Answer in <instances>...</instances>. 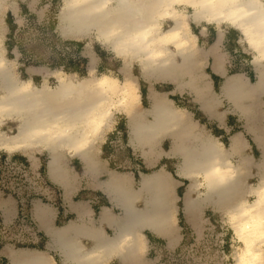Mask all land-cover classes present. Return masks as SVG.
Segmentation results:
<instances>
[{
  "label": "bare ground",
  "instance_id": "bare-ground-1",
  "mask_svg": "<svg viewBox=\"0 0 264 264\" xmlns=\"http://www.w3.org/2000/svg\"><path fill=\"white\" fill-rule=\"evenodd\" d=\"M6 3L0 0V18ZM183 4L193 9L191 15L196 21L229 23L245 34L255 52L254 81L236 72L228 75L220 91L206 97L210 84L201 71L205 56L188 14L179 8ZM57 18L63 36L78 38L95 33L96 39L122 59L124 77L95 75L96 55L88 49L90 76L76 80L60 76L55 87L46 81L36 85L14 73L0 38V149L10 154L23 152L30 158L46 152L49 175L56 179L63 176L59 169L63 151L92 160L93 147L103 139L114 115L124 112L128 141L144 155L154 150L160 135L172 138L171 152L182 158L180 171L194 175L184 197L187 214L193 215L207 205L222 210L241 242L234 252L236 264H264L263 111L258 102L264 92V0H62ZM163 20L171 24L163 28ZM133 62L147 81L172 79L176 86L193 90L205 110L215 99L226 98L244 115L248 130L263 151L257 164L258 181L246 185L245 157L235 162L230 159L243 147L238 132L231 136L228 146L211 134L197 133L189 112L153 87L148 92L150 105L142 108L138 84L131 73ZM218 65L214 60L213 68ZM10 121L16 124L13 133L3 130ZM116 175L111 173L108 185L122 208L121 222L113 234L94 231V235L103 242L104 250L119 244L123 261L135 264L140 261V227L158 232L171 229L174 206L170 181L164 172L153 171L143 174L139 187L134 188L125 177ZM136 192L146 194L142 208L133 205ZM80 230L87 228L81 226ZM20 251L19 264H45L41 254ZM78 256V264L100 263L94 254Z\"/></svg>",
  "mask_w": 264,
  "mask_h": 264
},
{
  "label": "crops",
  "instance_id": "crops-1",
  "mask_svg": "<svg viewBox=\"0 0 264 264\" xmlns=\"http://www.w3.org/2000/svg\"><path fill=\"white\" fill-rule=\"evenodd\" d=\"M26 8L28 15L37 12L28 5ZM192 23L198 24L195 21ZM195 34L197 43L201 41L208 45V50L206 52L204 50L202 53L206 59H203L204 73L207 74L206 79L210 84V91L206 97H211L212 93L220 91L222 84L230 74L240 72L248 80H255L257 73L254 62L255 52L239 28L229 23L228 25L224 23L216 25L207 22ZM219 35H221L220 38ZM218 39L219 41H217ZM107 49L105 48V50ZM242 54H250L249 60ZM82 56L87 57L82 53V49H79L77 57ZM216 59L219 62L217 69L213 68V62ZM84 63H80L82 67L75 66L72 71H79L83 68L87 72L89 70L88 61L85 60ZM99 64L100 62L94 66L95 69L100 67ZM31 78L33 77L31 76ZM142 81L146 84L145 88H141V83L136 80L142 108L150 105L148 96L150 87L165 93L177 106H180L176 102L182 100L180 98L191 97L195 102V108L189 109L185 104L180 107L189 112V116L194 120L193 130L203 135L211 134L225 146L229 145L231 136L238 132L243 138V147L232 154L230 159L235 162L245 157L243 161L246 163L244 167L246 176H250L249 170H257L259 176L257 164H260V158L263 155L261 146L255 141L247 126L245 130L239 128L237 113L225 114L220 111L222 100L226 98L219 101L215 99L213 105L205 110L193 90L188 87L176 86L172 79L153 82L142 78ZM142 98L148 102L147 105L143 104ZM258 102L260 105L264 104V92L259 94ZM262 111L260 130L264 142V110ZM122 113L123 117L114 115L112 124L106 130L103 139L97 141L93 147L92 160L84 161L79 156L71 155L66 151L61 153L59 169L63 173L62 177L58 176L56 179L50 177L47 167L49 157L47 155L44 158V152H37L33 158L23 152L10 155L15 160L26 162L37 169L46 181L48 188L44 194L31 197L27 203L29 208L24 214L35 232L34 235H27L29 237L27 241L13 239L19 237L16 231L10 235L4 233L3 229L7 227L15 229L20 209L16 195L0 189L1 263L19 264L22 257L20 249H25L28 252L41 254L45 259V264H78L77 259L80 254L98 256L99 264H127L123 261V250L119 244L104 250L103 242L94 235V231H102L108 235L113 234L114 228L121 222L122 208L114 191L108 185V179L112 172L119 174L116 175L118 177H125L129 181V185L134 188L139 187V181L143 174L153 171L164 172L170 181L169 189L174 206L171 229L158 232L148 226L140 227L141 239L138 248L140 261L135 264H157V258L162 250L174 251L179 254L187 239H192L194 243L209 239L204 233L211 226L213 234L216 229L219 232H216L213 238L214 242H219L217 239H220V235L218 234H220L219 230L224 222L228 223L235 239L239 241L228 221L227 214L222 210L207 205L199 208L193 215L187 214L184 197L194 175H185L180 171L179 166L182 158L178 153L171 152L172 138L170 135H160L154 150L150 154L144 155L143 150L133 148L129 143L127 117L124 112ZM227 134L230 136L228 137ZM223 138L229 140L227 145ZM191 141L195 143L194 139ZM106 147L111 149L108 154L103 153ZM126 148L128 155L122 158L123 156L119 154ZM255 152H259L256 161L254 160ZM122 162L126 165L120 168ZM136 193L133 205L142 208L146 194L144 192ZM191 194L196 195L194 189ZM180 212L182 217L179 216ZM81 226H85L87 230H80ZM17 230L20 231V228ZM153 251L157 254L158 251L160 252L155 256L156 259L151 257L150 253ZM181 260L183 259L181 258Z\"/></svg>",
  "mask_w": 264,
  "mask_h": 264
},
{
  "label": "rangeland",
  "instance_id": "rangeland-1",
  "mask_svg": "<svg viewBox=\"0 0 264 264\" xmlns=\"http://www.w3.org/2000/svg\"><path fill=\"white\" fill-rule=\"evenodd\" d=\"M62 4V0H7L6 7L1 13L0 20V38L1 46L4 50V54L9 59L10 65L14 70V73L18 78H30L36 85H40L46 81L50 86L55 87L58 84L60 76L73 78L74 80L82 77L90 76L89 70L80 69L79 71H72L75 66L82 67L80 63L88 61L90 66V56L87 52L88 49L93 51L96 55L95 65L100 62V67L94 70L95 75L101 73H107L117 76L119 78L124 77V73L121 70L122 59L117 56L113 51L105 50L106 45L101 43L95 37V33L89 36L75 38L73 36H63L58 28V10ZM28 5L30 8L35 9L36 13L28 15L26 8ZM184 13L188 14V21L194 32L205 23L204 20L196 21L192 17L191 13L193 9L183 4L179 7ZM10 13L9 16L7 14ZM38 18V19H37ZM56 21V26H53L52 21ZM195 21L198 23L195 25L192 23ZM171 24L168 20L162 21L163 28L168 27ZM228 25V23H224ZM55 27V29H54ZM211 33V32H210ZM75 41V42H69ZM199 48L204 52L208 50L206 43H198ZM82 49V53L87 57H77V52ZM245 55L249 60L250 54ZM79 60V61H78ZM206 60V59H205ZM85 64V63H84ZM204 63L202 60L201 71L204 72ZM131 73L135 76L136 80L141 83V88H145V83L142 81L141 74L136 62L132 63ZM31 76L33 78H31ZM159 85V84H157ZM161 85H164L161 83ZM159 85V86H161ZM218 92V91H217ZM182 100L176 101L178 105L187 106L189 109L195 108V102L191 97L180 98ZM144 105L148 102L144 101ZM261 110H264V104L260 105ZM220 111L229 114L231 112L238 115V126L241 129L246 128V118L234 109L232 104L226 100H222ZM116 115L123 117L121 111L116 112ZM3 130L7 133H13L16 131V124L14 121L6 123ZM229 137L230 134H227ZM225 139V144H228V139ZM111 151L110 147H106L103 153L108 154ZM127 148L124 149L120 156L128 155ZM17 152L11 154L17 155ZM0 149V157L5 155H11ZM48 154L44 152V158ZM259 157V152H255V161ZM118 163V161H117ZM119 164V163H118ZM125 163H121L120 168L125 166ZM250 176L246 177V185L255 183L258 181L257 170L248 171ZM248 198H252V195ZM220 235L217 239L219 242H214V231L211 226L205 230V233L209 239L193 242L192 239L187 241L182 246V250L179 254L174 251H164L158 256L157 264H236L234 252L241 242L236 240L228 223H222L220 228ZM0 246L2 243L0 242ZM160 252L158 251V254ZM151 257L155 258L158 254L151 252ZM181 258L183 260H181ZM156 259V258H155Z\"/></svg>",
  "mask_w": 264,
  "mask_h": 264
},
{
  "label": "built area",
  "instance_id": "built-area-1",
  "mask_svg": "<svg viewBox=\"0 0 264 264\" xmlns=\"http://www.w3.org/2000/svg\"><path fill=\"white\" fill-rule=\"evenodd\" d=\"M1 156V155H0ZM48 185L37 169L26 162L15 160L9 155L0 157V189L15 194L19 203V220L15 229L5 228L4 233L10 235L17 233L15 240L27 241V235H34L35 232L24 212L29 208L27 203L31 197L40 196L45 193ZM20 228V231L17 229ZM12 239V238H11ZM0 264H3L0 262Z\"/></svg>",
  "mask_w": 264,
  "mask_h": 264
},
{
  "label": "trees",
  "instance_id": "trees-1",
  "mask_svg": "<svg viewBox=\"0 0 264 264\" xmlns=\"http://www.w3.org/2000/svg\"><path fill=\"white\" fill-rule=\"evenodd\" d=\"M9 15H10V13L7 14V16H9ZM52 24H53V26H55L56 21L53 20V21H52ZM69 42L72 43V42H75V41H69ZM179 216L182 217V213H181V212H180V215H179Z\"/></svg>",
  "mask_w": 264,
  "mask_h": 264
}]
</instances>
